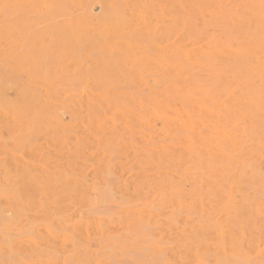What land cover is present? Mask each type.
I'll use <instances>...</instances> for the list:
<instances>
[{
  "label": "rangeland",
  "instance_id": "1",
  "mask_svg": "<svg viewBox=\"0 0 264 264\" xmlns=\"http://www.w3.org/2000/svg\"><path fill=\"white\" fill-rule=\"evenodd\" d=\"M263 7L0 0V264H264Z\"/></svg>",
  "mask_w": 264,
  "mask_h": 264
},
{
  "label": "bare ground",
  "instance_id": "2",
  "mask_svg": "<svg viewBox=\"0 0 264 264\" xmlns=\"http://www.w3.org/2000/svg\"><path fill=\"white\" fill-rule=\"evenodd\" d=\"M264 8V7H263ZM261 9V8H260ZM263 40H264V38H263ZM250 46V45H249ZM229 47H233V45H231V46H229ZM239 47V46H238ZM259 47H264V41L261 43V45L259 46ZM112 189V188H111ZM103 196H105V195H103ZM109 196V195H108ZM2 208V207H1ZM105 209V208H104ZM1 218V217H0ZM13 218V217H12ZM4 219V218H3ZM122 230V229H121ZM32 232V231H31ZM145 249V248H144ZM109 250V249H108ZM148 251V250H147ZM133 252V251H132ZM129 253V254H131V256L133 255V253ZM146 253V252H145ZM164 253V252H163ZM150 254V253H149ZM134 255H135V257L137 256L135 253H134ZM133 255V256H134ZM140 255L141 256H139L140 258L142 257V256H146L145 254H144V251H143V253L141 254L140 253ZM163 255V254H162ZM161 255V256H162ZM158 256V255H157ZM10 259V258H9ZM12 259V258H11ZM124 260H122V259H120V258H118V259H108L107 261L105 260L104 262H105V264H120V263H122V264H134V261L133 260H129L128 258H123ZM149 259V258H148ZM151 259H152V256H151ZM154 259V258H153ZM239 259V258H238ZM15 260V259H14ZM75 260V259H74ZM141 260H144V259H141ZM145 261V260H144ZM149 261H151V260H149ZM241 261V260H240ZM162 262V261H161ZM101 263V262H100ZM99 263V264H100ZM136 264H142V263H140V261L139 262H135ZM224 263V262H223ZM71 264V263H70ZM74 264V263H73ZM150 264V263H149ZM153 264H158V263H153ZM161 264V263H160ZM211 264V263H210Z\"/></svg>",
  "mask_w": 264,
  "mask_h": 264
}]
</instances>
